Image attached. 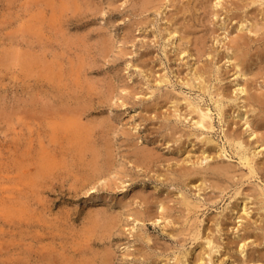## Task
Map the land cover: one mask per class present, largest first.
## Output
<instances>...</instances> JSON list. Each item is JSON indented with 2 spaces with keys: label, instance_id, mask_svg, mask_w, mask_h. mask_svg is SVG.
Returning a JSON list of instances; mask_svg holds the SVG:
<instances>
[{
  "label": "rangeland",
  "instance_id": "1",
  "mask_svg": "<svg viewBox=\"0 0 264 264\" xmlns=\"http://www.w3.org/2000/svg\"><path fill=\"white\" fill-rule=\"evenodd\" d=\"M147 1L0 0V192L12 191L15 208V213L6 208L3 218L0 210V264H101L107 252L111 264H205V258L196 261L205 253L206 232L223 248L215 264H264V210L254 204L252 214H244L241 201L248 191L251 199L264 192V171L251 176L237 155L215 153L196 161L211 146L216 152L225 145L232 155L226 132L254 142L248 134L264 111L255 105L249 128L240 116L223 123L211 95L186 84L195 72L209 69L211 91L227 87L231 98L239 97L228 113L242 104L244 93L234 90L236 83L244 84V70L264 73V62L254 55L263 44L236 26L248 9L261 17V6L192 0L184 14L176 7L187 0L178 6L173 0L149 6ZM167 25L179 28L175 38ZM239 33L240 42L250 36L251 55L237 76L225 59ZM198 46L204 50L197 52ZM13 51L37 60L26 65ZM214 71H220L221 81ZM250 77V89H264V75L256 83ZM184 96L212 108V131L192 124L190 115L183 119ZM67 116L93 133L85 151L77 150L73 129L64 127ZM205 137L213 142L205 143ZM44 153L51 154L52 165L37 174ZM145 154L153 157L149 163L142 160ZM205 178L206 189L198 190ZM92 216L100 218L98 226ZM196 229L202 230L199 238ZM247 235L244 254L239 248ZM185 253L186 263L176 262Z\"/></svg>",
  "mask_w": 264,
  "mask_h": 264
},
{
  "label": "bare ground",
  "instance_id": "2",
  "mask_svg": "<svg viewBox=\"0 0 264 264\" xmlns=\"http://www.w3.org/2000/svg\"><path fill=\"white\" fill-rule=\"evenodd\" d=\"M145 1V0H144ZM173 1H175L174 3H173ZM173 1H171L172 2V4L173 5H176L175 3L177 2L178 3V1L179 0H173ZM182 1V0H181ZM191 1L192 0H187V1H183V2H181V6H179L178 7V9H177V7H176V11H181V10H183V12H184V14L187 12V11H190V9H191V6H190V4H191ZM194 1V0H193ZM73 2V1H72ZM158 2V1H157ZM167 2V1H166ZM153 3V0H148L145 4L147 5V6H149V4H152ZM156 3V2H155ZM162 3V2H161ZM169 3V2H168ZM166 4L165 6H166V8H167V6L169 5V4ZM193 3V2H192ZM242 5L244 6V7H250L251 5H253L254 3H259L260 5L259 6H261V7H259V11L261 12V14H262V16L261 17H258L259 15H258V12L256 11V10H249L248 9V11L246 12V14L241 18V16H240V18L238 19V25L236 26L238 29H240V30H247V31H250L251 33L253 32V33H255L254 35H257V36H255V39H254V41L255 42H259L260 44H263L260 48H258L257 50H255L256 51V53L254 54L255 55V57L256 58H260L263 62H264V6H262V4H264V0H242ZM157 4V3H156ZM230 4V3H229ZM155 5V4H154ZM180 5V4H179ZM193 5H195V4H193ZM210 5V4H209ZM218 5V4H217ZM238 5V4H237ZM143 6H144V4H143ZM176 6H178V5H176ZM258 6V5H257ZM151 7V6H150ZM157 7H158V5H157ZM156 7V8H157ZM175 7V6H174ZM196 8H197V6H195ZM207 7V6H206ZM238 7H240V6H238ZM255 7H256V5H255ZM152 8H154L153 6H152ZM165 8V7H164ZM194 8V7H193ZM253 9V8H252ZM165 10V9H164ZM194 10H195V8H194ZM197 10V9H196ZM207 10V9H206ZM168 11V10H167ZM166 11V12H167ZM170 12V11H169ZM162 13H163V11H162ZM180 13V12H179ZM206 13V12H205ZM166 14V13H165ZM182 14V13H181ZM169 15H170V13H168L167 15H166V18L165 19H167L168 21H169ZM228 15V14H227ZM226 15V16H227ZM238 16V14H235L234 16ZM240 15V14H239ZM183 16V15H182ZM174 17V16H173ZM178 18V17H177ZM223 18V17H222ZM234 18V17H233ZM259 18V19H258ZM186 19H187V17H186ZM195 19V18H194ZM227 19V18H226ZM173 20V18H171V21ZM233 20V19H232ZM176 21V20H175ZM178 21V20H177ZM192 21V20H191ZM200 21V20H199ZM223 21V20H222ZM226 22V21H225ZM223 23L222 24V26L223 25H225L226 23ZM189 23V22H188ZM221 23V22H220ZM173 24V23H172ZM167 27H168V25H167ZM166 28V27H165ZM186 28V27H185ZM167 29V31H168V35H172L174 38H175V34L176 33H178L180 30H179V28L177 27V26H173V27H168V28H166ZM38 34H41V33H38ZM181 34V33H180ZM183 35H184V32L182 33ZM167 35V36H168ZM189 35V34H188ZM188 35H186V36H188ZM242 35L243 34H238V36L234 39V44H231V46L232 45H234L233 47H232V50H230L229 52H228V50H227V55H228V59H225L226 61H232V63H233V67H236V70H235V72L233 73L234 75L235 74H237V76H239V74L238 73H241L242 71H243V65H245V64H248V62H249V59H250V55H251V50H250V47H249V43H251V39H249L250 38V36H249V38L248 39H244L243 40V42H240V41H238V40H240L239 38H243L242 37ZM167 36H165L166 38H167ZM196 37V36H195ZM129 38V37H128ZM173 38V39H174ZM172 39V40H173ZM180 39H184V37L182 36H180ZM188 39H189V37H188ZM201 39V38H200ZM204 39H206V37L204 38ZM219 39V38H218ZM217 39V40H218ZM186 40H187V38H186ZM203 40V39H202ZM223 41V40H222ZM184 42V41H183ZM220 42H221V39H220ZM219 42V43H220ZM172 43H174L173 41H172ZM179 43V42H178ZM187 43H188V41H187ZM186 43V44H187ZM195 43V42H194ZM200 43L202 44V42L200 41ZM183 44V43H182ZM185 44V43H184ZM196 44V43H195ZM173 45V44H172ZM175 45H177V44H175ZM174 45V46H175ZM181 45V44H180ZM196 45H198V43L196 44ZM106 46H108V45H106ZM178 46V45H177ZM201 46H198L197 48H196V51L197 50H199V52H201L202 51V49L200 48ZM177 48V47H176ZM228 48V47H227ZM180 49V48H179ZM178 49V50H179ZM204 50V49H203ZM179 51H185V49H180ZM188 51V50H187ZM186 52V51H185ZM198 52V51H197ZM196 52V53H197ZM10 53H12V55L13 56H17L18 57V59H20V61L21 62H23L24 64H26V65H29L30 66V64H32V62L33 61H35V59L37 60V58H32L31 56L29 57H26V56H24V55H22V54H20L19 52H10ZM178 53H180V52H178ZM184 53V52H183ZM15 54V55H14ZM7 55V54H6ZM193 55V54H192ZM198 56H199V54H197ZM24 56V57H23ZM254 57V56H253ZM3 58V57H2ZM6 59V58H5ZM39 61V60H38ZM253 61V60H252ZM226 63V62H225ZM229 63V62H228ZM256 63V62H255ZM229 64H231V63H229ZM70 65V64H69ZM195 65V64H194ZM193 65V66H194ZM206 65V64H205ZM262 65V64H261ZM260 65V66H261ZM210 67V66H209ZM195 68V67H194ZM196 69V68H195ZM201 69V68H200ZM218 69V68H217ZM80 70V69H79ZM197 70V69H196ZM209 70V69H208ZM208 70H206L205 69V71H198V72H193L194 73V75H192V77L190 78V79H188L187 81H186V84L188 83L190 86H192V87H197L200 91H202L203 93H206V92H208L209 93V95H211V99L213 100V102H214V106H215V108H216V110H217V113H218V115L220 116V118H221V120L223 121V123L224 122H226L228 119H229V117H231V116H240L241 118V120H244V123L243 124H245V123H247V127L246 128H249L250 126H251V124L249 123L250 122V118H249V116H250V114H249V112H254L255 113V110L257 109L256 108V104H258L260 107H261V109H259L260 110V112H261V110L262 111H264V89H262V87H261V89L260 90H258L257 88H254V86H253V88L254 89H250L249 88V86H248V84H247V81L249 80L248 79V77H249V75H251L252 77H250L251 79H250V82H255L256 83V81H257V77H258V75L259 74H262V75H264V73L261 71V70H259V71H253V70H251V72L249 73V72H246V70H244L243 71V74L246 76L245 77V80H244V84L243 83H240L239 81L236 83V88L234 89V90H236V92H239L240 91V93L241 92H243L244 93V97H243V99L241 100V102H242V104H238V107H237V105H236V107L230 112V113H228V110H227V106L229 105V104H231L232 103V101L233 102H235V100H237L239 97H235V98H231V95H230V92H229V89L227 88V87H216L215 88V90L214 91H211V86L210 85H212V84H210V79L208 78V76H207V73L210 71H208ZM220 70V69H219ZM241 71V72H240ZM215 72V71H214ZM220 71H216L214 74L215 75H217L216 76V78L217 79H220V81L222 80L221 79V75H219L220 73H219ZM242 74V73H241ZM242 74V75H243ZM189 77V76H188ZM215 77V76H214ZM164 77H162L161 79H163ZM168 77H166V79H167ZM160 79V78H159ZM166 79H163V80H160L161 82L162 81H165ZM159 81V82H160ZM167 81H168V79H167ZM158 82V81H157ZM185 83V82H184ZM212 83V82H211ZM159 84V83H158ZM241 84H243L242 86H241ZM217 86V85H216ZM214 87H215V85H214ZM233 90V89H232ZM113 91V90H112ZM137 91V90H136ZM152 91V90H151ZM147 93V92H146ZM151 93V92H150ZM136 94V93H135ZM229 95H230V97H229ZM56 96V95H55ZM109 96V95H108ZM167 96V95H166ZM114 97V96H113ZM167 98V97H166ZM2 99V98H1ZM169 100V99H168ZM172 100V99H171ZM183 99H181V101H182ZM184 100H185V103H186V112L184 113V117H183V119L185 118H189V115L191 116L190 117V121H193V123L192 124H194V125H196L197 127H199V128H201V129H203L204 131L205 130H210V131H212V129H214V120H213V113H212V108L211 107H209V105L208 104H205V105H202L201 103H199V102H196V101H194V100H192V99H190L189 97H186V96H184ZM34 101H36V100H34ZM51 101V100H50ZM180 101V102H181ZM198 101V100H197ZM52 102V101H51ZM164 102H165V100H164ZM240 102V101H239ZM177 102H175V104H176ZM43 104V103H42ZM61 104V103H60ZM78 104V103H77ZM160 104V103H159ZM236 104V103H235ZM48 105V104H47ZM153 105V104H152ZM180 105V104H179ZM46 106V105H45ZM77 106V105H76ZM42 107V106H41ZM47 107V106H46ZM150 107V106H149ZM159 107V106H158ZM43 108V107H42ZM175 108V107H174ZM43 109H46V108H43ZM43 109H41V110H43ZM16 110V109H15ZM83 110V109H82ZM176 115L178 114V115H183L181 112H179V108L178 107H176ZM81 112V111H80ZM173 112H174V110H173ZM236 112H237V114H236ZM71 113H72V110L70 111V115H71ZM175 113V112H174ZM173 113V114H174ZM74 115H75V113H74ZM78 115H79V113H78ZM82 115V114H81ZM80 115V116H81ZM177 115V116H178ZM36 116V115H35ZM71 117V116H70ZM68 118V116H67V118L64 120V123H63V125H64V127H66L67 129H73V133L71 134V136H72V138L75 140V142H76V147H77V145H78V147H77V150L78 149H81V151L79 150V152H82V150H84L85 151V149H84V146L86 147V146H88V144H89V138H90V135H92L91 133H89L88 131V126H86V128H85V125H83L79 120H76V119H71V118ZM76 117V116H75ZM78 117V116H77ZM182 117V116H181ZM187 118V119H188ZM184 119V120H185ZM62 120H63V118H62ZM257 121V120H256ZM53 125V124H52ZM57 124H54V128H57V126H56ZM106 127V126H105ZM174 127V126H173ZM174 129V128H173ZM222 129V128H221ZM248 131V130H247ZM90 132H91V129H90ZM195 132V131H194ZM193 132V133H194ZM226 132V131H225ZM249 132V131H248ZM193 133L191 134V135H193ZM172 134V133H171ZM249 138L248 139H253V141L254 142H252V141H249V140H245V139H242V137H241V134L240 133H236V132H226L225 133V136H226V141H228L229 142V144H230V147H231V150H232V155L230 154V153H228V149L225 147V145L224 146H222V147H219V149L216 151V152H213L214 151V148L211 146L210 148H209V152H206L207 150L206 149H204L203 150V154L201 155V157H198V159L196 160L197 161V163L199 162V164L200 163H203L202 161L205 159V160H210V158L211 157H214V155H215V153L217 154V156L218 157H222V156H225V157H228V158H230V157H233L234 155H237L238 156V158H239V160H240V162L245 166V167H247L248 169H249V171L248 172H250V175L251 176H256V175H258V173H259V170H263L264 171V159H263V157H264V114H259V116H258V121H257V124H256V126H255V128H253V129H251V131L249 132ZM197 136H198V134H197ZM209 137V136H208ZM176 140V139H175ZM203 142V141H202ZM211 142H213V139L212 138H207V137H205V143H211ZM109 144V143H108ZM105 145L107 146V144L105 143ZM210 145V144H209ZM109 146H110V144H109ZM48 147V146H47ZM75 147V148H76ZM83 147V148H82ZM217 147V146H216ZM43 148H44V146H43ZM87 148V147H86ZM107 148V147H106ZM105 148V149H106ZM48 149V148H47ZM76 150V151H77ZM47 151V150H46ZM45 152V151H44ZM99 153H101V151L99 152ZM150 153H151V151H150ZM96 154H97V152H96ZM110 154H112V153H110ZM110 154L108 153L107 154V156H110ZM140 154H142V153H140ZM144 154V153H143ZM263 155V157L262 158H260V155ZM49 155H51V154H43L42 155V158L45 160V162L43 163V165H42V163H40L42 166H41V168L39 169L40 171H39V173H37V174H42L43 172H45V169H47V167H49V166H51L52 165V160H51V157L49 156ZM213 155V156H212ZM94 156V155H93ZM138 156V155H137ZM110 158V157H109ZM152 158L153 157H151L150 155H148V154H145L144 156H143V161H147L148 163H149V161H151L152 160ZM191 158V157H190ZM93 160H94V158H92ZM107 159H108V157H107ZM186 160V159H185ZM191 160V159H190ZM189 162V161H188ZM192 162H195V161H192ZM192 162H191V164H192ZM95 164H96V162H94ZM207 163V162H206ZM54 164H55V162H54ZM151 164V163H150ZM139 165V164H138ZM206 165V164H205ZM215 165V164H214ZM143 166H144V164H143ZM149 166V165H148ZM94 168H96V170H97V166L96 167H94ZM100 168V167H99ZM221 169V168H220ZM228 169H226V168H222V172H225V173H227L228 174ZM247 172V173H248ZM47 173V172H46ZM188 174V173H187ZM226 174V175H227ZM233 174V173H232ZM249 175V176H250ZM35 179V178H34ZM231 179V178H230ZM247 180H248V178H247ZM36 180H34V181H32V183H34ZM204 181H206V183H207V180H206V178L204 179V180H202V184H198L197 186H199L198 187V190H202V189H206V184H204ZM213 181H215V179L213 180ZM197 182V181H196ZM31 183V182H30ZM37 183V182H36ZM220 184V183H219ZM35 185V184H34ZM51 185V184H50ZM260 186V185H259ZM262 186V185H261ZM258 189H259V187H258ZM253 190V189H252ZM256 190V189H255ZM2 193H4V194H7L6 196H4V197H1V195H2ZM240 193H241V191H237L236 192V194H239L240 195ZM200 195V194H199ZM13 197H12V191L10 190V189H8V190H3V191H1L0 192V203H5L3 206H1L0 205V210H1V215H2V218L3 217H6V212H5V209L7 208L8 209V207H10V213L13 211L14 213H15V208H13L12 209V207H13V204H14V198L12 199ZM182 199H183V203L187 206V208L188 209H191L192 208V206H193V203L191 202V200L189 199V198H187L185 195H183L182 196ZM241 201H242V203H243V206H242V211H243V213L244 212H246L247 214H252V212L254 211V209H253V205L254 204H258V206L256 207V209L258 210V211H261V210H264V192H263V189H260V191H258L257 193H256V195L253 197V199H251V195L249 194V191H248V194H246L242 199H241ZM8 202L10 203V204H8ZM13 204H12V203ZM17 202V201H16ZM19 202V201H18ZM17 202V203H18ZM21 204V203H20ZM18 205V204H17ZM242 205V204H241ZM14 207H16V206H14ZM20 208H21V206H20ZM255 209V210H256ZM9 211V210H8ZM97 211V210H96ZM239 211V210H238ZM163 213V212H162ZM239 214V213H238ZM245 214V213H244ZM97 216V215H96ZM93 217V216H92ZM91 217V219H93V220H95V218H97V217H93L92 218ZM260 217H261V219L260 220H262V219H264V213H262V214H260ZM15 218V217H14ZM235 218V217H234ZM241 218V217H240ZM259 218V217H258ZM100 219V218H99ZM99 219H97V220H95L96 222L97 221H99ZM236 219V218H235ZM245 218H243V220H244ZM218 220V219H217ZM91 221V220H90ZM94 221V222H95ZM105 221V220H104ZM103 221V222H104ZM255 221V220H254ZM190 222V221H189ZM107 223H109V222H107ZM218 224V226L216 227L217 229H218V231H221L222 230V225H220V223L219 222H217ZM245 223V222H244ZM91 224H92V222H91ZM94 224V223H93ZM110 224V223H109ZM103 225V224H102ZM106 226H104V227H108L107 225L108 224H105ZM216 225V224H215ZM92 226V225H91ZM97 226H98V222H97ZM95 227V226H94ZM240 227V226H239ZM97 228V227H96ZM94 229V228H93ZM99 229H101V228H99ZM207 229V228H206ZM205 229V230H206ZM210 230V229H209ZM208 230V231H209ZM239 230H241V229H239ZM104 231V230H103ZM201 229H196L195 230V237L196 238H199L200 236H201ZM214 231V230H213ZM215 231H217V230H215ZM106 232V231H105ZM104 233V232H103ZM220 233V232H219ZM193 234V235H194ZM235 234V233H234ZM192 235V236H193ZM220 235V234H219ZM240 234H237V236H239ZM245 235V234H244ZM204 236V235H203ZM219 237H221V236H219ZM262 237V236H261ZM261 237H259V236H256V239H259V240H261L262 238ZM204 239H205V249H204V254H201V255H199L198 256V259H197V261L196 262H201V261H203V259L205 258V264H215V257L216 256H218L219 255V251H222V246H221V242L220 241H218L216 238H215V236H213L212 235V233L211 232H206V234H205V236H204ZM247 239H249V236L247 235V236H245V237H243V244L242 245H240V248H239V252H241V253H244V254H246L245 253V251H246V249H245V245H246V243H245V241L247 240ZM263 240V239H262ZM254 243V242H253ZM47 244H50V243H48L47 242ZM46 244V245H47ZM52 245V244H51ZM43 246V245H42ZM53 246H51V248H52ZM57 247V246H56ZM60 247V246H59ZM204 247V246H203ZM43 248H44V246H43ZM49 248V247H48ZM58 248V247H57ZM2 249V248H1ZM53 249H55L54 247H53ZM60 249V248H59ZM96 249V248H95ZM54 251V250H53ZM184 252V251H183ZM182 252V253H183ZM261 252V251H260ZM40 253H43L42 251H40ZM62 253H64V252H62ZM61 253V254H62ZM103 253V252H102ZM200 253V252H199ZM45 255L47 254V253H44ZM53 254V253H52ZM52 254H51V256H52ZM60 254V253H59ZM225 254V253H224ZM227 254V253H226ZM40 255V254H39ZM48 255V254H47ZM62 255H64V254H62ZM83 255V254H82ZM102 255V254H101ZM101 255H99V256H101ZM205 255V256H204ZM207 255V256H206ZM264 255V254H263ZM42 256V255H41ZM60 256V255H59ZM103 257H102V260H101V264H111V259H112V255H111V252H107V253H105L104 255H102ZM176 256V255H175ZM187 256V254L185 253V254H183L182 256H178L177 257V261L176 262H178V263H181V262H183V263H186V257ZM44 258H45V256H43ZM56 257V256H55ZM61 257H63V256H61ZM264 257V256H263ZM35 258V257H34ZM37 258V257H36ZM222 258V257H221ZM49 259H51L50 257H49ZM48 259V260H49ZM56 259V258H55ZM94 259V258H93ZM87 260V259H86ZM98 260V259H97ZM32 261H33V259H32ZM44 261H46V259L45 260H43V262ZM59 261H62V260H59ZM207 261H209V263H207ZM255 261V260H254ZM29 262V261H28ZM48 262V261H47ZM50 262V261H49ZM52 263H53V261H52ZM51 263V264H52ZM56 263H58V262H56ZM55 263V264H56ZM74 263V262H73ZM41 264H43V263H41ZM92 264V263H91ZM195 264V263H194ZM198 264V263H197ZM220 264H225V262H223V261H220ZM230 264H235L234 263V261H232ZM253 264H255V263H253Z\"/></svg>",
  "mask_w": 264,
  "mask_h": 264
}]
</instances>
